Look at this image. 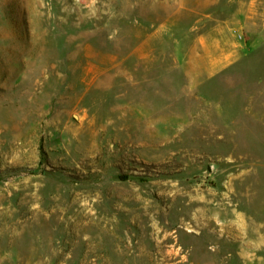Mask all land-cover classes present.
I'll use <instances>...</instances> for the list:
<instances>
[{
	"label": "rangeland",
	"instance_id": "rangeland-1",
	"mask_svg": "<svg viewBox=\"0 0 264 264\" xmlns=\"http://www.w3.org/2000/svg\"><path fill=\"white\" fill-rule=\"evenodd\" d=\"M245 2L0 0V264H264Z\"/></svg>",
	"mask_w": 264,
	"mask_h": 264
},
{
	"label": "crops",
	"instance_id": "crops-1",
	"mask_svg": "<svg viewBox=\"0 0 264 264\" xmlns=\"http://www.w3.org/2000/svg\"><path fill=\"white\" fill-rule=\"evenodd\" d=\"M235 31L251 39L250 43H264V0H246L241 7L236 3Z\"/></svg>",
	"mask_w": 264,
	"mask_h": 264
}]
</instances>
